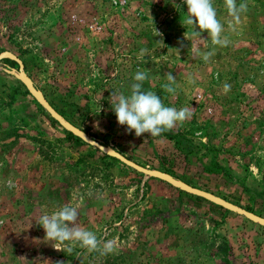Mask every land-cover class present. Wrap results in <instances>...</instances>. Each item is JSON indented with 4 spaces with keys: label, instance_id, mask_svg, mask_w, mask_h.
I'll list each match as a JSON object with an SVG mask.
<instances>
[{
    "label": "rangeland",
    "instance_id": "rangeland-1",
    "mask_svg": "<svg viewBox=\"0 0 264 264\" xmlns=\"http://www.w3.org/2000/svg\"><path fill=\"white\" fill-rule=\"evenodd\" d=\"M245 2L233 32L223 0H214L230 44L204 62L184 39L182 0H0V53L18 58L49 105L88 136L107 134V146L137 165L262 217L264 0ZM199 47L212 48L210 40ZM137 69L148 70L146 91L189 106L191 118L154 138L126 133L110 96L129 94ZM169 72L175 95L162 89ZM15 81L0 70V264H264V228L67 140ZM65 204H79L78 225L115 251L55 250L36 222Z\"/></svg>",
    "mask_w": 264,
    "mask_h": 264
},
{
    "label": "clouds",
    "instance_id": "clouds-1",
    "mask_svg": "<svg viewBox=\"0 0 264 264\" xmlns=\"http://www.w3.org/2000/svg\"><path fill=\"white\" fill-rule=\"evenodd\" d=\"M182 3L187 8L181 23L187 32L184 39L191 42V51L196 57L209 62L215 55L216 47H227L230 44V39L225 35V26L217 17L214 0H182ZM223 5L231 18L229 30L234 32L242 23L241 16L247 11V4L245 0H241L239 6L237 0H223ZM205 32L207 39H201L202 33ZM155 36L162 34L155 31ZM207 40H210L211 50H201L199 42ZM157 43L163 45L162 40ZM145 51L141 50V57ZM176 54L179 57V49H176ZM133 80L129 94L112 92L110 96L116 122L119 126H126V133L134 132L136 137L148 133L154 138L183 125L191 118L194 110L189 106L179 109L166 106L156 92L144 89V82L148 80V70L137 69ZM166 80L167 83L162 85L163 91L175 95L178 87L176 78L169 72L166 74ZM188 82L194 83V80L189 78ZM223 88L227 93L231 85L225 82ZM101 111L103 109L98 105L97 114ZM79 207V204H65L51 214L40 215L36 223L43 228L45 239L53 242L52 247L55 250L64 252L66 249L69 254L76 246L86 249L89 253L100 252L101 255L113 253L115 251L113 241L104 242L96 233L78 225Z\"/></svg>",
    "mask_w": 264,
    "mask_h": 264
},
{
    "label": "water",
    "instance_id": "water-1",
    "mask_svg": "<svg viewBox=\"0 0 264 264\" xmlns=\"http://www.w3.org/2000/svg\"><path fill=\"white\" fill-rule=\"evenodd\" d=\"M3 59H7L9 61H13L16 63L17 68H10L8 66L0 67V70L18 81L27 94L33 99V101L44 111V113L58 125L63 131L71 134L75 138L79 139L83 144L95 149L99 153L113 158L118 161L120 164L125 167L131 169L132 171L142 175L145 178H151L158 180L162 183L169 185L170 187L183 192L185 194L201 198L206 202H209L217 207L222 208L228 212H231L237 216L244 218L245 220L264 228V218L258 215H255L251 212H248L236 205H233L211 193L205 192L203 190H199L197 188H193L186 183L182 182L179 179L172 177L169 174H166L162 171L158 170H150L136 163L128 160L126 157L111 149L109 146H103L100 142L91 139L86 133L77 127L70 124L67 120H65L59 113H57L47 102L43 94L35 87L31 79L25 74L23 71V66L21 61L16 58L13 54L9 52H1L0 53V61Z\"/></svg>",
    "mask_w": 264,
    "mask_h": 264
},
{
    "label": "trees",
    "instance_id": "trees-1",
    "mask_svg": "<svg viewBox=\"0 0 264 264\" xmlns=\"http://www.w3.org/2000/svg\"><path fill=\"white\" fill-rule=\"evenodd\" d=\"M4 61H7V62H11V61H9V60H7V59H3ZM2 61V60H1ZM16 69V68H15ZM21 88H22V94H24L25 96H27V97H30L28 94H27V92L25 91V89L23 88V86L18 82V81H15ZM31 98V97H30ZM32 99V98H31ZM33 100V99H32ZM36 104V103H35ZM36 108L39 110V112L43 115V116H45V118H47V115L44 113V111L36 104ZM61 115V114H60ZM62 116V115H61ZM63 117V116H62ZM48 119V118H47ZM66 119V118H65ZM49 120V122L51 123V124H53V125H55L56 123L55 122H53L52 120H50V119H48ZM63 134H64V136H65V138L67 139V140H69V141H73V142H79V143H82L79 139H77V138H75L74 136H72L71 134H69V133H66L65 131H63ZM90 137V136H89ZM91 139H93V140H96L95 138H92V137H90ZM111 138H110V136L109 135H107V134H104V136H103V138L99 141L100 143H101V145H103V146H107V145H110L111 144ZM97 141V140H96ZM83 144V143H82ZM116 152H118V150H116ZM119 153V152H118ZM98 155L101 157V158H103V159H109V160H111V161H113V162H115V163H119L118 161H116V160H114L113 158H109V157H107V156H105V155H103V154H101V153H98ZM124 157H126L128 160H129V158L127 157V156H125L124 154H122ZM124 166V165H123ZM141 166V165H140ZM142 167H145V166H142ZM155 170H158V168H156ZM162 172H164V173H166V174H169V175H171L172 177H174V178H176V179H179V180H181L182 182H184V183H186L187 185H189V186H191V184L189 183V182H187V181H185V180H183L182 179V177H180V176H178V175H175L174 173H172L171 171H169V170H162ZM151 179V178H150ZM158 181V180H157ZM159 183H162V182H160V181H158ZM162 184H164V183H162ZM193 187V186H192ZM172 190H174V192H176L178 195H180V196H182V197H184L185 199H187V200H190V202H193V203H195V204H199V203H208V202H206L205 200H203V199H201V198H197V197H194V196H191V195H188V194H185V193H183V192H180V191H178V190H176V189H172ZM224 200V199H223ZM211 205V204H210ZM213 206V205H212ZM239 207V206H238ZM214 208L215 209H217V210H219V211H222V212H226V210H223L222 208H220V207H217V206H214ZM241 208V207H240ZM242 209H244V210H246V211H248V212H251V213H253L254 214V211L251 209V208H248V207H245V208H242ZM228 212V211H227ZM256 215V214H255ZM258 216H260V215H258ZM261 217V216H260ZM262 217H264V216H262Z\"/></svg>",
    "mask_w": 264,
    "mask_h": 264
}]
</instances>
